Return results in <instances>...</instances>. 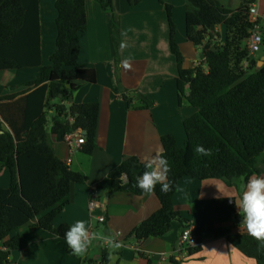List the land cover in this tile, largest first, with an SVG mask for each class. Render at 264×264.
Listing matches in <instances>:
<instances>
[{
    "label": "trees",
    "instance_id": "obj_1",
    "mask_svg": "<svg viewBox=\"0 0 264 264\" xmlns=\"http://www.w3.org/2000/svg\"><path fill=\"white\" fill-rule=\"evenodd\" d=\"M98 1L104 11H113L114 0ZM127 1L132 7L141 2ZM186 1L188 39L199 48L207 39L213 40L214 46L205 50L202 63L184 68L173 6L167 4L170 46L178 61L181 98H187L198 110L185 120L183 146L174 134L162 137V154L170 166L168 179L173 182L172 190L165 194L160 184L156 185L154 193L161 207L129 235L138 242L165 236L174 221L187 226L188 219L174 204L182 178H217L234 185L241 183V176L246 182L248 177L264 172V65L257 67L248 46L255 28L250 8L256 0H243L237 9L218 5L214 0ZM86 4L87 0L57 1V49L50 64L44 65L40 0H0V70L32 67L40 71L37 78L25 83L24 90L0 96V169H7L10 175L9 186L0 187V243L3 244L0 264L9 262L12 252L20 249V238L9 236L22 226L39 225L65 239L69 224L55 227L53 221L70 202L72 185L89 180L57 154L52 135L80 129L86 137L83 151L93 153L97 146L100 103L70 107L59 103L49 128L53 100H69L83 82L97 81L95 69L79 66L80 34L88 28ZM221 24L226 27L224 42L218 41L220 33L214 31ZM112 37L117 51L121 42L117 15L113 16ZM124 97L128 96L124 94ZM146 105H150V100ZM197 145L210 148L212 155L196 154L193 149ZM144 170V162L138 157H127L97 187L107 192L143 194L135 185ZM120 173L126 174L127 183L118 179ZM211 205L221 211L223 218L238 213L235 201L229 197L214 198ZM195 231L200 243L204 234L227 235L229 242L246 256L264 260V251L257 250L258 241L247 232L233 234L218 229L216 222L206 219L195 225ZM201 248L198 245L191 252ZM96 262L109 264L107 254L99 260L86 257L79 264ZM171 264L182 262L172 256Z\"/></svg>",
    "mask_w": 264,
    "mask_h": 264
},
{
    "label": "crops",
    "instance_id": "obj_2",
    "mask_svg": "<svg viewBox=\"0 0 264 264\" xmlns=\"http://www.w3.org/2000/svg\"><path fill=\"white\" fill-rule=\"evenodd\" d=\"M57 1L40 0L44 65L50 64L51 56L57 49ZM214 1L226 8L237 9L243 0ZM167 4L173 6L176 39L184 56L183 67L194 68L204 61L205 50L213 47L214 41L207 39L199 48L188 39L186 0H141L135 7L130 6L127 0H114L112 12L104 11L98 0H87L88 28L80 34L79 66L95 69L97 81L83 82L69 100H53L49 128L53 124L51 118L55 115L57 104L70 107L72 104L97 101L100 103L97 146L93 153H86L79 147L72 149L69 139L74 133L82 134L80 129L52 135L57 154L73 170L89 177L85 183L72 185L70 202L54 219L53 225L59 227L85 220L91 231L118 235L128 246L119 250L115 264H171L172 256L182 264H264L262 259L246 256L229 242L227 235L204 234L200 251L177 252L184 228L195 227L204 219L216 222L218 229L233 234L246 232L239 227L242 217L238 213L232 218H223L221 211L211 205L217 197L239 199L241 183L230 185L217 178H182L174 195V204L188 219L187 226L174 221L165 236L141 242L129 235L137 225L160 209L158 196L154 192L148 195L130 191L107 192L97 187L127 157L136 156L144 162L151 155L163 152L162 137L167 134H174L178 144L183 146L186 140L185 120L198 110L187 98H181L178 61L170 46ZM256 5L262 18L264 38V0H256ZM114 15L120 19V44L126 45L123 48L119 45L117 51L112 37ZM214 31L220 33L218 41L224 42L226 27L221 24ZM252 58L257 61V67L264 65V42L261 51ZM125 62L131 67L125 68ZM39 75V68L32 67L0 70V96L24 90L25 83ZM148 100L149 106L146 105ZM69 119L73 121L71 117ZM260 176H264V172ZM9 183L8 170L0 169V187H8ZM100 216H104L105 221L100 222ZM17 236L21 242L20 249L12 252L6 264L81 262V258L72 254L64 238L39 225L22 226L14 230L9 238ZM0 247L3 248L2 243ZM103 254H107V247L93 242L87 258L99 260Z\"/></svg>",
    "mask_w": 264,
    "mask_h": 264
},
{
    "label": "clouds",
    "instance_id": "obj_3",
    "mask_svg": "<svg viewBox=\"0 0 264 264\" xmlns=\"http://www.w3.org/2000/svg\"><path fill=\"white\" fill-rule=\"evenodd\" d=\"M120 47H126L124 43ZM125 68H130V64L124 63ZM193 151L202 156H211L212 150L202 145H197ZM144 171L136 178V187L142 193L152 194L157 184L161 186V192L168 193L172 190V181L168 179L170 166L162 152L151 155L144 161ZM118 179L122 183H127L125 173H120ZM241 181L239 199L229 197L234 200L238 214L242 217L240 229L244 228L249 236L258 241L257 250L264 251V176L252 175L247 178L239 177ZM219 198V197H217ZM65 240L72 254L84 259L89 254V249L93 247V242L107 247V260L109 264H115L119 250L123 244L115 236L105 234L103 231H91L85 220H77L70 224L65 233Z\"/></svg>",
    "mask_w": 264,
    "mask_h": 264
},
{
    "label": "built area",
    "instance_id": "obj_4",
    "mask_svg": "<svg viewBox=\"0 0 264 264\" xmlns=\"http://www.w3.org/2000/svg\"><path fill=\"white\" fill-rule=\"evenodd\" d=\"M250 15L252 20L255 23V28L252 31V34L248 41L249 46V53L251 56L258 53L262 49V45L264 42L262 30H261V14L260 11L256 5V3L251 4L250 8ZM199 65V64H198ZM75 139H74V138ZM73 137L69 139V143L72 149H77L78 147L83 151L84 150V144L86 143V137L83 134H73ZM74 139V140H73ZM94 202L93 204H95ZM99 221L103 222L105 221L104 216L99 217ZM115 237L120 240V237L118 235H115ZM123 244V247H127L128 245L120 240ZM200 245V236L196 233L195 227L193 226H187L184 228L179 243L177 247V252H183V251H189L192 248Z\"/></svg>",
    "mask_w": 264,
    "mask_h": 264
},
{
    "label": "rangeland",
    "instance_id": "obj_5",
    "mask_svg": "<svg viewBox=\"0 0 264 264\" xmlns=\"http://www.w3.org/2000/svg\"><path fill=\"white\" fill-rule=\"evenodd\" d=\"M262 32V31H261Z\"/></svg>",
    "mask_w": 264,
    "mask_h": 264
}]
</instances>
